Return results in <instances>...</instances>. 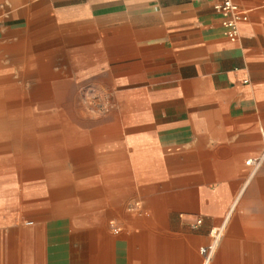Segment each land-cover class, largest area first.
<instances>
[{"label":"crops","instance_id":"1","mask_svg":"<svg viewBox=\"0 0 264 264\" xmlns=\"http://www.w3.org/2000/svg\"><path fill=\"white\" fill-rule=\"evenodd\" d=\"M236 2L248 19L230 39L214 0H0V105L18 110L19 92L35 87L36 76L25 83L39 70L28 57L43 53L56 73L61 50L111 83L118 107L103 131H87L96 157L74 162L95 170L73 178L64 166H0V264H190L174 258L173 239L167 259L154 257L152 237L132 241L136 222L160 212L165 234L176 219L204 218L203 234L231 215L208 264H245L250 245L264 264V0ZM59 169L69 180L57 196L47 175ZM73 200L96 203L118 234L87 219L71 225L78 242L57 241L65 220L41 230L58 218L57 202Z\"/></svg>","mask_w":264,"mask_h":264},{"label":"rangeland","instance_id":"2","mask_svg":"<svg viewBox=\"0 0 264 264\" xmlns=\"http://www.w3.org/2000/svg\"><path fill=\"white\" fill-rule=\"evenodd\" d=\"M6 29V28H5ZM1 30H4L3 28H0V34L2 33ZM13 31L12 29H10V32ZM23 31V30H22ZM4 33H8V32H4ZM46 40L48 41V37L45 36ZM44 38V39H45ZM57 55H58V60L56 63V67L57 69H55L56 73H52L50 72V62L47 56H45L43 53L39 54L37 53V55L34 57V59L32 60V57H28V60H26V62H31L35 61L36 65L39 67V70L37 72V74H32V75H25V83L27 84L29 82V79L27 77H33L36 76L37 78V83L35 85V87L33 88V90H23L22 92H19V95H22V100H23V104L27 105H32L35 106V103L37 102L36 100H31L32 98V92H34V89H36L37 87H40L43 84H48L50 87H54L56 85V82H61V81H65V84L63 86V92H64V98L61 101V104L64 106L63 110L67 111V116H70L74 123L78 126V128L80 130H84L86 131V133H88L87 131H91L90 134L94 133L95 131L98 130V132L103 131L105 129V127L107 126V124H109L108 122L110 120H113L112 115L113 114H117L116 111L118 110L117 105H114V90L112 89V84L109 82H105V84L102 83V81H100L99 79L103 76H98V75H87V74H83L81 73L82 69L80 67V63H82L84 65L85 62H83L84 60H81L79 58H73L71 60H66L63 59V56H65V53L62 52L61 50L57 51ZM62 55V56H60ZM54 68V65H53ZM55 83V84H54ZM2 94L0 96H3L4 93L6 92H1ZM15 95L18 94L17 91L14 92ZM39 101V100H38ZM1 105L4 107V111L2 112L3 114L0 115V120H3L6 122V124H9V128L12 126L15 128L14 131L10 132V131H5L6 134L3 135V139L1 140V145H3L4 143H16V140L18 138V136L20 135H26L29 138L35 137L36 134H38L37 131H27L24 130L22 127L24 126L25 129H27V123H29L27 121V117H19V116H14V113H19V109H13L11 108L12 105H10V103H7V101H3L1 103ZM0 105V106H1ZM28 105V106H29ZM19 111V112H18ZM53 112V111H52ZM55 113V112H54ZM58 113V112H57ZM69 113V114H68ZM75 114V116H74ZM3 116V117H2ZM35 114L30 115V119H34L35 118ZM77 116V118H76ZM16 117H18L19 119L17 120ZM15 118V119H14ZM14 119V120H13ZM12 121L14 123H12ZM25 121V122H24ZM9 122V123H8ZM107 123V124H106ZM21 128L20 130H18V128ZM55 127H51V129H54ZM17 130V132H16ZM55 130V129H54ZM18 131H20V133H18ZM15 132V133H13ZM89 134V136H90ZM93 135V134H92ZM15 136V137H14ZM45 141V140H44ZM42 142V145L47 144L46 142ZM52 142L54 143V145H63L64 140L62 135L56 130L55 132L53 131V139ZM14 143V145H15ZM85 144V148L86 151L84 154H80V155H71V151L67 150V149H63L65 151L66 154L63 156L64 160L66 159V157H71L73 163L74 162H78L81 161L83 159H85L87 156H95L96 157V153L95 151H93L92 145H98V138H95L94 136L92 138H90L88 141L84 142ZM37 151H42L41 148L37 149ZM25 156V155H23ZM19 155H16V149L12 147H9V150L6 149L4 150L3 147L2 149H0V166H42L39 164H30V165H25V164H19L18 162H16L18 159L23 158ZM5 160L4 163H2V161ZM65 162L62 164H53L54 166H64L68 171V174L72 175L73 178H77L78 176H80V173H83L84 175L88 172H91L93 170H95V167H91V169L88 168H84V166H86V164H82V163H74V164H69L68 166H65ZM52 165V166H53ZM262 166H257V169L260 171ZM86 169V170H84ZM52 172H54V175H56L58 177V179L56 180H51V176L49 178H47L48 183H50V185H52L53 190L52 192L55 193L54 191L57 187L62 188L61 193L63 194L65 191V186L64 184L69 180L68 178V174L66 173V171L59 169V170H53ZM55 177V176H54ZM93 178L92 179H88L87 181L89 182H93ZM259 181H263L264 182V177L258 178ZM86 181V183H88ZM85 182V181H84ZM84 182H80V183H84ZM86 183L83 184L82 187L86 188ZM82 184H78V185H82ZM91 184V183H88ZM66 185V184H65ZM76 194H79V190H76ZM65 198V197H63ZM69 202H73V204L76 207H67L65 210H59L57 211V215L58 218H54V220H51L52 223H58L61 220H65L66 223V229H65V234L63 235H57V241L58 242H78L73 235H76L78 232L77 230L72 231V227L70 224V218H76L78 217L79 221L81 222L82 220H89L88 222V227L90 229L92 228H98L99 226H104L103 222L106 223V225H109V232L113 233L115 235H117L118 230L117 228V224L113 221L110 220V224H109V220L107 218H103V217H96L95 215V207H93L94 205H96V203H90L87 205H83V203H76V201H69ZM90 205V206H89ZM136 204H134L135 206ZM73 206V205H71ZM78 207V208H77ZM89 211H88V210ZM91 211V212H90ZM88 212H90L91 214H88ZM94 212V213H93ZM139 212V211H138ZM246 211H236V213H234L233 216L237 215V216H241L245 213ZM88 214V215H87ZM43 215V213H42ZM46 215H49V213H46ZM95 215V216H93ZM247 215H250L249 213H247ZM135 216V215H134ZM231 215L225 214L224 216H222L221 218L215 220V222L212 223V227L210 229H208V231L206 233H200L199 230L202 228V226L205 223V219L203 218L202 220V224L198 227H194L193 226V219L192 220H186V221H179V220H175L174 224L176 226V229H174L173 232L167 234L169 236H173V239H178L180 241H185V239L187 237L192 238L193 240H195L196 242V254L198 255L199 258V264H203L204 263V255L201 254L200 252V248L201 247H205L209 244H213L215 245L217 248L220 245V241L221 239L224 237V233L226 231V229L228 228V223L226 221V223L224 224L225 220L229 217L230 218ZM136 217L138 218L139 216L136 215ZM60 218V219H59ZM28 219V218H26ZM81 226V225H80ZM178 227V228H177ZM108 229V228H107ZM60 233V232H58ZM165 234V233H164ZM120 236V235H118ZM186 237V238H185ZM243 260H246V254L243 253ZM214 257V252L212 253V258ZM212 261V260H211ZM210 264H212L210 262Z\"/></svg>","mask_w":264,"mask_h":264},{"label":"bare ground","instance_id":"3","mask_svg":"<svg viewBox=\"0 0 264 264\" xmlns=\"http://www.w3.org/2000/svg\"><path fill=\"white\" fill-rule=\"evenodd\" d=\"M65 84V81L56 82V85L54 87H50L48 84H43L40 87H37L34 92H32V98L31 100H36L35 106L32 105H25L23 104L20 109L19 113H14V116H19L22 118L27 117V129L22 127L24 130L27 131H37L38 134H36L35 137H28L26 135H20L18 136L16 143H4L3 145L0 144V148L3 147L4 150L8 149L9 147H12L16 149V155L23 156L25 159L20 158L16 162L19 164H25V165H32V164H39L42 166H52L55 162V164H62L64 163V155L66 154L65 150L67 149L71 151V155L78 156L80 154H84L86 151L84 142L88 141L90 139L89 134L86 133V131H82L78 128V126L74 123V121L70 118V116H67V111L63 110L64 106L61 104V101L63 100L64 92H63V86ZM13 95L15 93L11 92ZM5 97V93L3 96ZM11 97V96H10ZM39 100V101H38ZM29 105V106H28ZM54 110L58 113H54ZM4 107L0 106V115L3 114ZM53 111V112H52ZM35 114L34 119H30V115ZM69 114V113H68ZM75 116V114H74ZM77 118V116H76ZM14 120V119H13ZM25 122V121H24ZM9 123V122H8ZM12 123H14L12 121ZM114 124V123H113ZM55 127L54 129H51V127ZM116 126V124H115ZM14 131V127L9 128V124H6L5 121L0 120V140L3 138V135L6 134L5 131ZM21 128L19 127L18 130ZM58 131L64 140L63 145H54L52 142L53 139V131ZM10 131V132H12ZM21 131V130H20ZM18 131V133H20ZM17 132V130H16ZM15 133V132H13ZM96 135V134H95ZM91 136V135H90ZM15 137V136H14ZM45 140V141H44ZM46 142L47 144L42 145V142ZM42 151H37V149H40ZM92 153H90L91 155ZM206 160V159H205ZM113 159H107L106 163L101 161L102 163H105V166H114ZM2 162H5L3 160ZM253 162V161H252ZM251 163V162H250ZM54 164V165H55ZM53 165V166H54ZM40 168V167H39ZM51 176V177H50ZM55 176V177H54ZM51 178V180H56L58 177L54 175V172H50L49 175H47V178ZM250 188V187H249ZM255 188V187H254ZM258 188V187H257ZM253 190V189H252ZM56 195L60 196L62 195L61 191L62 188L57 187L55 190ZM253 193V192H252ZM255 193V192H254ZM152 204V203H151ZM73 205V206H71ZM69 207H76L73 202L69 201H61L56 203V209L57 211L65 210ZM78 208V207H77ZM58 213H56L55 216ZM148 214V213H147ZM53 214L47 216L52 217ZM234 221V222H233ZM33 221L27 222L29 224H32ZM156 222L157 224H164V215L163 213L155 214L154 217H151L149 220L144 221L142 219H139L136 222V226L138 227V232H134L132 241L136 242L141 245H145L150 242V239L152 237V242L155 247V258L159 259H167L169 257L167 252V241L168 239H173V236H169L167 234H164V231L161 230L159 227L156 228ZM238 220L234 219L231 221V227L237 228ZM70 223L72 227H76L80 225V221L78 217L76 218H70ZM53 224V223H52ZM41 230H45L47 227H57V224H47L45 222L40 223ZM109 225L104 224L102 226V229L108 230ZM164 227V225H163ZM108 228V229H107ZM249 231V230H248ZM78 239H80V236H77ZM100 242H110V239L106 236H101ZM45 241V240H44ZM175 246V259H188L190 261V264H193V262L196 261L197 264H199V258L198 255L195 252L196 249V243H194L191 238L187 239V241H180L178 239H173L170 241ZM216 246H213V249ZM181 248L183 250H181ZM247 253H246V260L245 264H260L258 262V253L256 252L255 247L247 246ZM212 253L210 254V259L212 257ZM204 260L203 264H208L210 261ZM236 264V263H235Z\"/></svg>","mask_w":264,"mask_h":264},{"label":"built area","instance_id":"4","mask_svg":"<svg viewBox=\"0 0 264 264\" xmlns=\"http://www.w3.org/2000/svg\"><path fill=\"white\" fill-rule=\"evenodd\" d=\"M214 8L224 16L223 24L226 28L225 34L230 39H236L239 34V23L248 19L247 13L241 10L236 0H214ZM201 224V218L193 221L194 227H198ZM213 246V244H209L205 247L200 248V252L202 255H204L206 260L210 259V254L213 251Z\"/></svg>","mask_w":264,"mask_h":264}]
</instances>
